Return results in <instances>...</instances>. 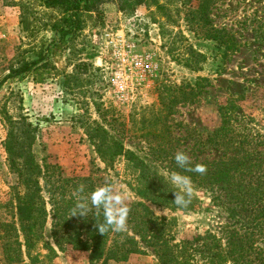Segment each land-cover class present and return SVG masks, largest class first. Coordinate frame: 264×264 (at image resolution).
Returning a JSON list of instances; mask_svg holds the SVG:
<instances>
[{
	"label": "rangeland",
	"instance_id": "rangeland-1",
	"mask_svg": "<svg viewBox=\"0 0 264 264\" xmlns=\"http://www.w3.org/2000/svg\"><path fill=\"white\" fill-rule=\"evenodd\" d=\"M159 1L166 4L167 17L154 7L121 8L119 0H108L84 16L79 31L59 43L49 27L60 14L57 9L0 0V80L11 67L45 54L36 72L0 85V221L11 220L14 212L17 175L4 148L11 123L23 134L29 163L55 164L64 177L91 175L97 185L108 183L122 191L127 205L139 200L132 190L133 174L123 159L106 166L86 135L90 124L106 128L151 170L169 179L166 162L150 154V145L158 140L142 137L148 130L160 131L164 141L184 149L190 159L193 136L213 132L226 112H231L237 129L264 135V0H215L211 5L212 23L235 39L233 50L190 30L186 16L195 0ZM200 78L201 92L194 103L170 101L179 87ZM228 99L235 107L219 110ZM169 104L168 117L158 120L167 112L162 106ZM192 186L201 203L187 211L147 203L167 221L165 231L172 242L217 230L225 218L201 188ZM50 231L49 219L38 243L48 264H102L90 262L87 251L58 245ZM202 257L196 253L197 259ZM0 264H5L1 250ZM19 264L28 263L25 259ZM105 264L160 262L142 242L125 260Z\"/></svg>",
	"mask_w": 264,
	"mask_h": 264
},
{
	"label": "trees",
	"instance_id": "trees-1",
	"mask_svg": "<svg viewBox=\"0 0 264 264\" xmlns=\"http://www.w3.org/2000/svg\"><path fill=\"white\" fill-rule=\"evenodd\" d=\"M25 1L59 11V16L49 27L58 36L56 40L63 43L64 38L82 28L84 16L108 0ZM214 1L195 0L186 16L187 24L194 34H201V38L224 45L225 50H233L235 39L224 28H217L210 18ZM118 3L121 8L137 5L154 7L162 17H167V6L159 0H119ZM196 56L202 57L201 54ZM44 58L45 54H42L36 60L23 61L11 67L10 72L0 80V85L9 78L23 79L25 75L36 72L41 67L38 63ZM201 79L194 85L179 87L170 101L194 103L196 95L201 92ZM162 107L167 112L158 116L160 121L168 117L172 104ZM234 107V100L228 99L219 110L230 111ZM11 124L4 148L10 169L17 176L13 216L11 220L0 221V250L5 264H19L25 259L28 264H48V255L38 251V243L49 219L54 241L58 245L87 251L90 262L101 260L105 264L108 260H125L131 253L139 251L143 242L153 249L160 264H264V135L234 127L231 112L222 115L213 132L193 136L195 139L190 151L194 153V158L191 159V166L206 165L204 175L179 168L174 160L177 147L170 140L164 141L160 131L148 130L142 134V137L152 136L158 140L150 145L153 159L165 161L170 172L190 176L192 184L201 188L212 205L225 213L217 230L208 229L203 235L179 242L171 241L165 231L167 221L147 205L176 207L173 192L179 189L168 182L170 179L167 176L151 170L142 158L126 148L106 128L94 122L88 126L86 135L106 166L112 167L117 160H124L125 167L133 174L132 190L139 200L128 205L130 213L125 231H109L101 235L94 225L96 221L103 222L102 210L99 217L95 216L94 209L86 218L70 216V210L76 203L75 189L83 184L84 195L88 196L102 186L97 185V178L91 175L64 177L55 164L38 166L31 161L29 163L24 157L26 144L23 134ZM205 152H215L216 155L209 158L204 156ZM193 199L188 207L180 208L187 211L194 207L195 202L201 203L195 195ZM199 239L202 242L195 245L194 242ZM196 253L203 256L202 260L196 258Z\"/></svg>",
	"mask_w": 264,
	"mask_h": 264
},
{
	"label": "clouds",
	"instance_id": "clouds-1",
	"mask_svg": "<svg viewBox=\"0 0 264 264\" xmlns=\"http://www.w3.org/2000/svg\"><path fill=\"white\" fill-rule=\"evenodd\" d=\"M174 160L177 166L186 172H194L200 175L207 172V166L204 164L191 166L189 155L182 150L175 153ZM170 180L179 189V191L173 192V203L181 208L188 207L194 193L191 177L173 171L170 173ZM84 191L85 186L81 184L73 192L76 203L70 210L71 217L86 218L93 209L95 216L99 217L102 210L103 222L96 221L94 225L101 235H105L109 231L123 232L126 230L130 208L126 203L127 197L122 191L115 190L108 183L95 188L88 196L84 195Z\"/></svg>",
	"mask_w": 264,
	"mask_h": 264
}]
</instances>
